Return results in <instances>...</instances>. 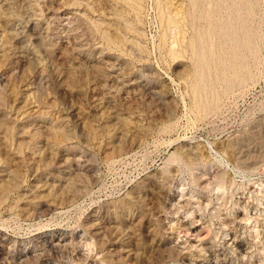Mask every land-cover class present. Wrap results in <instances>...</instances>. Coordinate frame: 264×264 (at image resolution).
<instances>
[{
	"label": "rangeland",
	"instance_id": "rangeland-1",
	"mask_svg": "<svg viewBox=\"0 0 264 264\" xmlns=\"http://www.w3.org/2000/svg\"><path fill=\"white\" fill-rule=\"evenodd\" d=\"M0 25V264H264V0H0Z\"/></svg>",
	"mask_w": 264,
	"mask_h": 264
},
{
	"label": "bare ground",
	"instance_id": "bare-ground-1",
	"mask_svg": "<svg viewBox=\"0 0 264 264\" xmlns=\"http://www.w3.org/2000/svg\"><path fill=\"white\" fill-rule=\"evenodd\" d=\"M3 2V1H2ZM2 5V4H1ZM5 5V4H4ZM102 8V7H101ZM56 12V11H55ZM62 12V11H61ZM108 13V12H107ZM61 14V13H60ZM56 15V14H55ZM1 16H2V14H1ZM52 16V15H51ZM66 18V17H65ZM68 19V18H67ZM105 19V18H104ZM70 28V27H69ZM6 31L5 29H2V27H1V25H0V31ZM2 31V32H3ZM74 32V31H73ZM15 35V34H14ZM10 39H11V37H9ZM53 38V37H52ZM19 40V39H18ZM55 41V40H54ZM58 41V40H57ZM71 41V40H70ZM235 41V40H234ZM246 41H247V39H246ZM79 42V41H78ZM77 42V43H78ZM52 45V44H51ZM243 46V45H242ZM65 48H66V46H65ZM253 48V47H252ZM95 51V50H94ZM233 51V50H232ZM229 52V51H228ZM9 53H10V50H9V48H8V44H7V41H6V39H5V36H4V38H1L0 39V60H3V59H6L7 60V57L9 56ZM67 53V52H66ZM229 53H231V52H229ZM236 54V53H235ZM61 55V54H60ZM63 55V54H62ZM104 56V55H103ZM60 57V56H59ZM112 57V56H111ZM11 58V57H10ZM61 58V57H60ZM118 58V57H117ZM110 60V59H109ZM4 61V60H3ZM76 61V60H75ZM112 62V61H111ZM110 62V63H111ZM2 63V62H1ZM71 63V62H70ZM108 64V63H107ZM3 65V64H2ZM110 65V64H109ZM4 66V65H3ZM101 66V65H100ZM112 66H113V64H112ZM116 66V65H115ZM1 67V66H0ZM57 67H59V66H57ZM63 67V66H62ZM105 67V66H104ZM107 67V66H106ZM105 67V68H106ZM56 68V67H55ZM66 68V67H65ZM72 68V67H71ZM84 68V67H83ZM104 68V69H105ZM110 68H111V66H110ZM109 68V69H110ZM116 68H117V66H116ZM119 68V67H118ZM117 68V69H118ZM239 68V67H238ZM59 69H60V67H59ZM104 69H102V74H103V71H104ZM113 69V67L111 68V70ZM123 69V68H122ZM69 70H70V68H69ZM68 70V71H69ZM73 70V69H72ZM115 70V69H114ZM58 71H60V70H58ZM66 71H67V68H66ZM79 71V70H78ZM125 71V70H124ZM124 71H123V73H124ZM242 71V70H241ZM60 72H63L62 71V69H61V71ZM98 72V71H97ZM120 72V71H119ZM127 72V71H126ZM65 73V72H64ZM68 73V72H67ZM66 73V74H67ZM69 73H71V70L69 71ZM104 73H106V72H104ZM61 74V73H60ZM71 74H73V73H71ZM107 74H108V72H107ZM106 74V75H107ZM104 75V74H103ZM124 75H125V73H124ZM127 75H129V74H127ZM233 75V74H232ZM59 76V75H58ZM57 76V77H58ZM61 76V75H60ZM68 77H69V74H68ZM71 77V76H70ZM127 77V76H126ZM131 77V76H130ZM67 78V77H66ZM108 78V77H107ZM106 78V79H107ZM110 80H111V84H109V85H112V83L113 82H115V81H117V82H119V81H121V79H122V74L121 73H114L113 75H111L110 77ZM99 79V78H98ZM103 79H105V77H103ZM131 79V78H130ZM63 80H64V78H63ZM129 80V79H128ZM105 81V80H104ZM124 81V79L122 80V82ZM125 82V81H124ZM129 82H132V81H129ZM133 82H134V78H133ZM102 83H104V82H102ZM106 83V82H105ZM125 83H127V82H125ZM107 84H108V82L105 84L106 85V87H107ZM121 84H124V83H121ZM120 84V85H121ZM99 85V83H97V86ZM120 85H119V87H120ZM125 85V84H124ZM95 86V85H94ZM116 87H118V85L116 84L115 85ZM101 87V86H100ZM97 88V87H96ZM115 88V87H114ZM121 88V87H120ZM101 89V88H100ZM126 89V88H125ZM97 90V89H96ZM102 90V89H101ZM100 90V91H101ZM111 90V89H110ZM123 90V89H122ZM128 90V89H127ZM106 91V90H105ZM112 91V90H111ZM110 91V92H111ZM129 91H130V89H129ZM128 92V91H127ZM133 92V91H132ZM129 93V92H128ZM105 94H107V93H105ZM108 95V94H107ZM94 98V97H93ZM125 99V98H124ZM99 100V99H98ZM98 102H100V101H98ZM28 125V124H27ZM122 131V130H121ZM47 133V132H46ZM122 135H124V133L122 132ZM132 138V137H131ZM120 139V138H119ZM120 143V142H119ZM43 147V146H42ZM44 149H45V147H44ZM42 150H43V148H42ZM49 150V149H48ZM67 160V159H66ZM65 163V162H64ZM61 164V163H60ZM66 164V163H65ZM64 164V165H65ZM67 165V164H66ZM65 165V166H66ZM61 169V168H60ZM62 171H64V175L62 176V179H66L65 177L68 175V174H70V169H69V167L66 169V168H64ZM73 172V171H72ZM58 173V172H57ZM62 175V174H61ZM69 176V175H68ZM72 176V175H71ZM74 176V175H73ZM72 176V177H73ZM68 178V177H67ZM74 178L75 177H73V179H71V177L70 178H68V179H66V180H64V181H66L65 183L67 184V182H69V180L71 179V180H74ZM75 180H77V179H75ZM74 180V181H75ZM63 183V182H62ZM73 185V184H72ZM76 188H78V185H77V187ZM66 189H67V187H66ZM71 189V188H70ZM75 189V188H74ZM73 189V190H74ZM79 190V189H78ZM72 191V190H71ZM76 191H77V189H76ZM65 192H67V191H65ZM71 193V192H70ZM74 193H76V192H74ZM73 196H74V194H73ZM71 198V197H70ZM101 220V219H100ZM99 224V223H98ZM96 225H93V227H95ZM98 227V226H97ZM128 227V226H127ZM129 229V228H128ZM131 230H133V229H131ZM98 231V230H97ZM97 231H94V233L95 232H97ZM118 231V230H117ZM100 232V231H99ZM148 232V231H147ZM115 233H117V232H115ZM120 233V232H119ZM93 234V233H92ZM99 234V233H98ZM123 234V233H122ZM95 235H96V233H95ZM118 235H121V234H118ZM126 235V234H125ZM124 235V236H125ZM97 236V235H96ZM122 236V235H121ZM101 237V236H100ZM127 238V237H126ZM99 239V238H98ZM124 240V239H123ZM127 241V240H126ZM118 242V241H117ZM121 242V241H120ZM124 242V241H123ZM119 243V242H118ZM122 243V242H121ZM124 246V245H123ZM126 253H128V256H129V254H130V251H132V250H129V249H125L124 250ZM123 252V251H122ZM118 253H120V252H118ZM134 254H136V252L134 253ZM134 257V256H133ZM125 258H129V257H125ZM124 259V258H123ZM125 260V259H124Z\"/></svg>",
	"mask_w": 264,
	"mask_h": 264
}]
</instances>
